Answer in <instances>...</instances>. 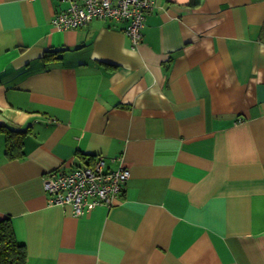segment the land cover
Wrapping results in <instances>:
<instances>
[{
	"label": "crops",
	"instance_id": "obj_1",
	"mask_svg": "<svg viewBox=\"0 0 264 264\" xmlns=\"http://www.w3.org/2000/svg\"><path fill=\"white\" fill-rule=\"evenodd\" d=\"M66 6L0 0V219L27 264H264V0H156L136 46L54 28ZM97 155L130 170L117 203L51 205L46 174Z\"/></svg>",
	"mask_w": 264,
	"mask_h": 264
},
{
	"label": "built area",
	"instance_id": "obj_2",
	"mask_svg": "<svg viewBox=\"0 0 264 264\" xmlns=\"http://www.w3.org/2000/svg\"><path fill=\"white\" fill-rule=\"evenodd\" d=\"M62 1L67 6L52 17L54 28L76 29L94 19L124 22V32L134 46L142 42L146 14L156 4V0ZM129 177L130 170L126 166L111 168L103 155H97L91 163L70 171L57 169L48 172L43 185L51 205L71 206L73 214L80 216L101 205L114 206Z\"/></svg>",
	"mask_w": 264,
	"mask_h": 264
},
{
	"label": "trees",
	"instance_id": "obj_3",
	"mask_svg": "<svg viewBox=\"0 0 264 264\" xmlns=\"http://www.w3.org/2000/svg\"><path fill=\"white\" fill-rule=\"evenodd\" d=\"M262 33L264 40V27ZM17 132L19 135H8L6 138V153L11 158L21 156L23 153L22 131ZM0 264H27L26 246L17 239L10 218L0 219Z\"/></svg>",
	"mask_w": 264,
	"mask_h": 264
}]
</instances>
